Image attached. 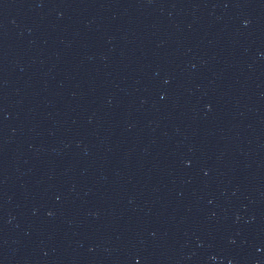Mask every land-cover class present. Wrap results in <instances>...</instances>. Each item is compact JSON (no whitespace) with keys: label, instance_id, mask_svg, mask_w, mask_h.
I'll list each match as a JSON object with an SVG mask.
<instances>
[{"label":"water","instance_id":"water-1","mask_svg":"<svg viewBox=\"0 0 264 264\" xmlns=\"http://www.w3.org/2000/svg\"><path fill=\"white\" fill-rule=\"evenodd\" d=\"M0 264H264V0H0Z\"/></svg>","mask_w":264,"mask_h":264}]
</instances>
